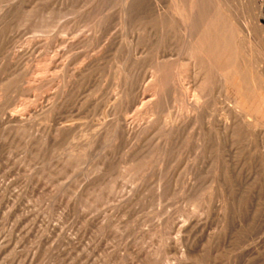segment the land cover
<instances>
[{
	"label": "rangeland",
	"instance_id": "374dc122",
	"mask_svg": "<svg viewBox=\"0 0 264 264\" xmlns=\"http://www.w3.org/2000/svg\"><path fill=\"white\" fill-rule=\"evenodd\" d=\"M152 13V0H0V264H214L201 230L216 226V177L255 139L222 122L246 101L264 128V75L247 96L215 88L188 120L185 90L178 103L163 90L167 20Z\"/></svg>",
	"mask_w": 264,
	"mask_h": 264
},
{
	"label": "bare ground",
	"instance_id": "6f19581e",
	"mask_svg": "<svg viewBox=\"0 0 264 264\" xmlns=\"http://www.w3.org/2000/svg\"><path fill=\"white\" fill-rule=\"evenodd\" d=\"M152 11L153 17L163 15L167 20L166 66L169 75L168 78L160 76L161 82L165 84L163 90L169 91L171 103L179 101L177 86L180 90H185L182 91L185 96L184 117L188 120L195 121L205 113L204 104L206 105L215 88L224 89L228 86L227 82H230L238 93L247 96L249 85L246 78L250 79V86H256L260 74L264 75V0H152ZM127 15L126 13V21ZM139 82L136 84L139 85ZM224 97L226 99L229 96ZM152 102L147 96L143 97V104ZM244 102L243 108L227 104V113L222 125L224 124L225 128H233L237 137L242 133L254 135L255 139L251 141L253 147L245 149V152H241L239 145L235 147V152L232 153V167L226 173L229 181L226 180L225 172L218 171L220 173L216 177L214 189L216 200L214 206L212 205L216 226L210 232L209 226L207 228L206 224H202L201 238L203 244H213L210 253L214 255V264H264V202L261 201L264 199V156L257 149L258 146H264V128L254 127L249 117V107L246 101ZM169 113L171 120L182 117L177 112ZM132 126L124 120L118 124L117 130L120 129L122 135L135 134ZM202 250L205 252L204 247Z\"/></svg>",
	"mask_w": 264,
	"mask_h": 264
}]
</instances>
